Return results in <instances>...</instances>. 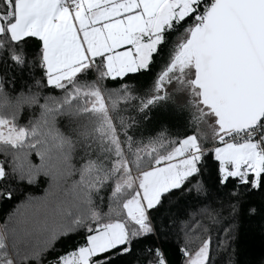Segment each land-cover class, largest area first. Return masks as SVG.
Returning <instances> with one entry per match:
<instances>
[{
  "label": "snow or ice",
  "instance_id": "1",
  "mask_svg": "<svg viewBox=\"0 0 264 264\" xmlns=\"http://www.w3.org/2000/svg\"><path fill=\"white\" fill-rule=\"evenodd\" d=\"M156 27L190 37L184 51L215 106V123L174 140L134 194L138 204H128L123 219L86 223L82 243L57 264H236L229 252L234 225L223 228L215 247L210 236L177 226L174 256L145 241L169 235L161 209L178 195L182 203L219 204L230 218L257 192L264 203V111L235 123L264 104V0H0V64L31 63L53 88L50 81L71 66L118 54L135 60L137 41L148 42ZM151 69L150 58L112 79ZM254 264H264V256Z\"/></svg>",
  "mask_w": 264,
  "mask_h": 264
},
{
  "label": "trees",
  "instance_id": "2",
  "mask_svg": "<svg viewBox=\"0 0 264 264\" xmlns=\"http://www.w3.org/2000/svg\"><path fill=\"white\" fill-rule=\"evenodd\" d=\"M188 39L183 30L165 32L151 71L124 79H112L102 62L88 63L68 84L49 88L31 63L0 64V119L23 132L18 141L0 139V264H55L82 243L86 223L123 219L137 192L133 173L152 168L174 140L200 128L204 110L183 83L159 92L174 69L156 86ZM244 205L230 218L219 204L182 203L178 195L161 209L169 235L145 243L174 256L177 226L210 236L215 247L234 225L231 258L254 264L264 256V203L257 192ZM249 205L259 211L250 214ZM225 258L222 252L218 261Z\"/></svg>",
  "mask_w": 264,
  "mask_h": 264
},
{
  "label": "rangeland",
  "instance_id": "3",
  "mask_svg": "<svg viewBox=\"0 0 264 264\" xmlns=\"http://www.w3.org/2000/svg\"><path fill=\"white\" fill-rule=\"evenodd\" d=\"M181 40H183V39H181ZM180 51H181V49H180ZM180 51L178 50L176 53H178ZM193 64H194L193 59H192V63L186 64V65L179 64V62L177 61V63L175 64V67H174V74L172 75V77L167 78V83H166L167 86L165 87L166 89L159 88V92L161 93L162 91H164V92L165 91L166 92L171 91V89L176 87V85H181L183 83V85L189 89V90L185 89V91L186 92L191 91L193 97L195 98V100L198 104V107H200L202 110H204L203 116H201V119H200V126L199 127L201 128L203 125H206V124L214 125L215 121L213 118L216 115V111H215V109L213 110V109L209 108L208 106L206 107V105L201 102L200 90H199V88H197L194 85V79L193 78H195V70H194ZM66 84H68V83H66ZM66 84H63L60 86H64ZM186 85H188L189 87ZM22 136H23L22 131L16 130L10 122L3 121L0 119V139L10 140V141H18L22 138ZM153 168H154V166L152 168H149L147 170L140 172L139 174L133 173V176L135 177L134 180H135L136 185H137V192L142 189V187L145 183H147L148 177L151 175V171L153 170ZM1 172L2 171L0 169V175L2 174ZM130 203L138 204V200L133 196L126 203V207ZM1 228H2V226H1ZM55 264H57V263H55Z\"/></svg>",
  "mask_w": 264,
  "mask_h": 264
},
{
  "label": "crops",
  "instance_id": "4",
  "mask_svg": "<svg viewBox=\"0 0 264 264\" xmlns=\"http://www.w3.org/2000/svg\"><path fill=\"white\" fill-rule=\"evenodd\" d=\"M155 31L157 34L148 42L141 43L139 40L137 41L138 55L135 60L127 54H118L116 57H109L106 61H102V63L106 66V73L110 77H122L126 72L131 73L136 67H143L147 64L149 59H152V55L162 43L164 33L166 32L161 33L158 27L155 28ZM86 64L88 63L67 68L64 73H62L58 78L50 81V83H53L55 86L69 83ZM89 64L92 65L91 62H89Z\"/></svg>",
  "mask_w": 264,
  "mask_h": 264
},
{
  "label": "water",
  "instance_id": "5",
  "mask_svg": "<svg viewBox=\"0 0 264 264\" xmlns=\"http://www.w3.org/2000/svg\"><path fill=\"white\" fill-rule=\"evenodd\" d=\"M189 39H190V37H189ZM186 48H187V43L183 46L181 53L174 59V61L172 62L171 66L161 75V77H164L167 73H169L171 70L174 69L175 64L177 63V61L179 60L180 57L184 58V57L187 56V54H185V51H184ZM193 63H194L193 66H194V69H195L196 68V63H195L194 60H193ZM194 85L197 88H199V90H200L201 101L204 102L205 105L210 106L214 110L215 106L212 105L211 101L208 99L206 91L203 89V87L201 85L198 71H195ZM262 111H264V104L257 105V107L254 109V111L251 114L245 115L243 118L237 119L235 121V123L244 124V123L254 119L255 116L259 115Z\"/></svg>",
  "mask_w": 264,
  "mask_h": 264
}]
</instances>
